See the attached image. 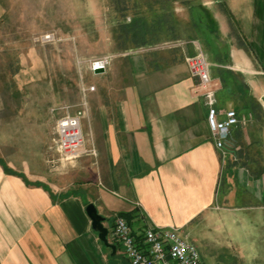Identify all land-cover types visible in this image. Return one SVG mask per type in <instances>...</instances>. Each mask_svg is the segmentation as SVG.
Here are the masks:
<instances>
[{
	"label": "crops",
	"instance_id": "obj_1",
	"mask_svg": "<svg viewBox=\"0 0 264 264\" xmlns=\"http://www.w3.org/2000/svg\"><path fill=\"white\" fill-rule=\"evenodd\" d=\"M198 3L216 21L212 42L124 49L106 73L93 74L81 120L93 153L66 164L42 148L24 158L22 130L0 124V264H131L109 234L115 253L99 239L89 204L110 234L122 216L137 235L177 228L186 238L226 232V217L237 223L240 211L264 209V0ZM199 50L210 63L219 118L227 110L239 117L225 151L186 61Z\"/></svg>",
	"mask_w": 264,
	"mask_h": 264
},
{
	"label": "rangeland",
	"instance_id": "obj_2",
	"mask_svg": "<svg viewBox=\"0 0 264 264\" xmlns=\"http://www.w3.org/2000/svg\"><path fill=\"white\" fill-rule=\"evenodd\" d=\"M198 2L0 0L6 7L0 20V124L22 130L23 157L37 155L38 148L55 153L58 121L83 108L85 91L92 86L93 59L124 49L185 50L195 40L208 42L210 35L192 20ZM153 19L160 20L159 40L140 47L127 43L128 25L139 21L140 28ZM49 33L54 40L44 41ZM239 213L237 223L225 218L226 232L187 235L204 264H264V209ZM216 219L222 227L223 218Z\"/></svg>",
	"mask_w": 264,
	"mask_h": 264
},
{
	"label": "built area",
	"instance_id": "obj_3",
	"mask_svg": "<svg viewBox=\"0 0 264 264\" xmlns=\"http://www.w3.org/2000/svg\"><path fill=\"white\" fill-rule=\"evenodd\" d=\"M44 41L54 40L53 34H47ZM112 56H101L93 59L90 64L91 73L104 74L108 71ZM186 61L192 71L201 81V88L208 106L207 121L213 134L216 147L225 151L232 143V129L239 124L235 110L224 112V119L219 118L216 106V89L210 76V63L201 50ZM94 86L88 91H93ZM86 96V95H85ZM83 108L74 115H65L57 124L54 140L55 152L61 162L71 163L86 154L93 153L85 149V137L81 129V120L85 116L86 102ZM109 237L118 242L123 255L131 264H204L195 243L183 237L177 228L147 227L137 235L128 220L118 216Z\"/></svg>",
	"mask_w": 264,
	"mask_h": 264
},
{
	"label": "trees",
	"instance_id": "obj_4",
	"mask_svg": "<svg viewBox=\"0 0 264 264\" xmlns=\"http://www.w3.org/2000/svg\"><path fill=\"white\" fill-rule=\"evenodd\" d=\"M182 3H188L193 0H180ZM193 5V4H192ZM196 5V6H195ZM193 7L196 10V17L195 14L193 16V21L196 23V25L202 30L204 33H208L210 30L214 31V27H216V21L214 19V16L209 12L207 8L200 4H195ZM155 15H157L155 13ZM139 21H136L135 24L128 25V31H127V43L132 44V47H140L143 45L151 44L152 42L159 40V36L161 35V28L160 26V20L153 19L150 23L149 20H144V22L141 24V27L139 28ZM136 29H140L141 32H136L134 34V31ZM210 42L211 41V35H210Z\"/></svg>",
	"mask_w": 264,
	"mask_h": 264
},
{
	"label": "water",
	"instance_id": "obj_5",
	"mask_svg": "<svg viewBox=\"0 0 264 264\" xmlns=\"http://www.w3.org/2000/svg\"><path fill=\"white\" fill-rule=\"evenodd\" d=\"M86 211L90 219L92 220V227L98 233L99 239L103 244L111 248L113 252L116 251V246L111 244L108 239L109 229L104 225L106 219L98 213V210L94 204H89L86 207Z\"/></svg>",
	"mask_w": 264,
	"mask_h": 264
},
{
	"label": "bare ground",
	"instance_id": "obj_6",
	"mask_svg": "<svg viewBox=\"0 0 264 264\" xmlns=\"http://www.w3.org/2000/svg\"><path fill=\"white\" fill-rule=\"evenodd\" d=\"M65 163V162H64ZM66 164V163H65Z\"/></svg>",
	"mask_w": 264,
	"mask_h": 264
}]
</instances>
